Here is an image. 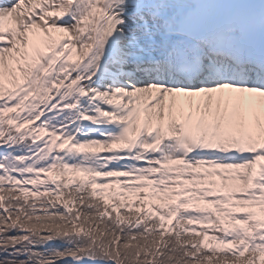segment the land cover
Returning <instances> with one entry per match:
<instances>
[{
	"label": "snow or ice",
	"instance_id": "1",
	"mask_svg": "<svg viewBox=\"0 0 264 264\" xmlns=\"http://www.w3.org/2000/svg\"><path fill=\"white\" fill-rule=\"evenodd\" d=\"M0 264H264V0H0Z\"/></svg>",
	"mask_w": 264,
	"mask_h": 264
}]
</instances>
